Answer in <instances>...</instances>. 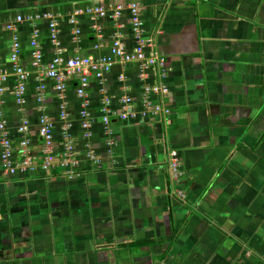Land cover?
<instances>
[{"label":"crops","instance_id":"obj_1","mask_svg":"<svg viewBox=\"0 0 264 264\" xmlns=\"http://www.w3.org/2000/svg\"><path fill=\"white\" fill-rule=\"evenodd\" d=\"M132 2L140 5L144 37L154 42L147 55L166 59L169 94L147 92L159 68L118 61L103 85L90 79L84 98L75 77L65 80L61 97L46 77L57 55L109 57L116 35L127 52L140 43L129 10L113 14ZM93 8L107 15L87 12ZM15 37L30 74L24 105L15 94ZM0 60L9 75L0 124L15 157L28 139L42 162L46 115L55 126V151L63 150L67 122L81 160L73 174L38 168L6 178L0 158V264H264V0H0ZM105 95L115 112L128 96L139 113L147 100L168 106L171 116L113 115L109 134ZM84 102L91 137L82 125ZM24 121L26 134L19 131ZM172 151L182 164L177 183L168 172ZM89 152L100 164L86 158ZM178 191L183 202L174 197Z\"/></svg>","mask_w":264,"mask_h":264},{"label":"built area","instance_id":"obj_2","mask_svg":"<svg viewBox=\"0 0 264 264\" xmlns=\"http://www.w3.org/2000/svg\"><path fill=\"white\" fill-rule=\"evenodd\" d=\"M128 9L133 20L134 34L139 40V44L134 49L132 53L127 52L125 45L122 42L121 35H116L114 42L111 47V53L109 57H103L101 59H94L93 57L83 58L79 55H75L67 61L57 55L47 68L46 77L52 79L56 83V89L60 92L61 97L65 90V80L67 78L75 77L79 80L78 83V95L82 98L86 96V90L90 86V79L95 77L101 85L104 84L106 75L112 71L113 66L121 61L123 63L140 62L144 69H149L151 67H156L160 69V74L158 76V83L152 87L147 88V92L169 94V89L166 85V80L168 78V72L166 71V59L159 53L147 55L146 48L148 46H153L154 42L151 39L144 37L145 30L144 24L140 16V5L138 2H132L128 6L118 5L113 11L116 18H120L122 11ZM80 11L77 12L79 15ZM88 13L96 14L100 17H105L107 15L103 8H93L88 9ZM47 19H51L50 14L44 15ZM18 20L21 22L22 18L19 17ZM52 18L50 22V30L52 41L57 43L58 32L56 30V24L53 23ZM75 23V20H72ZM13 29L12 26H9ZM32 46L36 49L34 57L38 63L42 62V54L39 50V45L37 40L32 41ZM21 54V43L18 37L14 38V44L12 47L11 62L13 64V71L17 76V88L15 94L20 105L25 104V93L26 86L30 79V74L26 71L19 62V57ZM9 75L4 70V66L0 60V93L5 91V83L7 82ZM45 90V86L40 87L41 96L39 101L43 100L42 91ZM146 109L145 111L139 113L134 110L132 99L128 96L122 99V109L115 112L112 108V100L107 95L104 96L102 102V121L106 126L107 133H109V125L111 123V117L117 115L120 120L128 121L129 119H137L142 117L143 119L154 117L158 115H164L166 119L171 116V110L168 106H161L159 104H153L149 101L144 102ZM87 103L84 102L82 111V125L86 130V136L91 137L92 134L89 132L93 125V120L90 118V114L87 111ZM62 119L65 121L68 117L65 112V108L62 107ZM6 124H0V148H1V161L4 166V175L6 178L17 175L18 173L35 172L40 168L45 172H49L55 167H62L67 169L73 174V170L80 166L79 152L76 150L75 142L70 134V124L67 122L63 127V150L56 152L54 149L55 145V126L50 121V119L43 115L40 117V135L44 140L45 149L44 157L40 164L36 162V158L33 156L30 142L28 139H24L21 142V146L18 149L19 159L15 157V149L13 141L10 134L6 130ZM20 133L26 134L28 131V122L24 121L19 129ZM110 134V133H109ZM24 136V135H23ZM86 158L96 164H100V158L89 152ZM181 161L179 158V153L177 151H172L168 157V172L170 180L173 182H178L182 177ZM174 197L182 200L186 199L185 192L178 191L177 195Z\"/></svg>","mask_w":264,"mask_h":264},{"label":"rangeland","instance_id":"obj_3","mask_svg":"<svg viewBox=\"0 0 264 264\" xmlns=\"http://www.w3.org/2000/svg\"><path fill=\"white\" fill-rule=\"evenodd\" d=\"M22 18V17H21ZM23 20V19H22ZM0 158H1V154H0Z\"/></svg>","mask_w":264,"mask_h":264}]
</instances>
